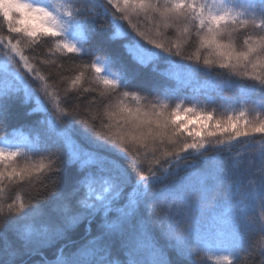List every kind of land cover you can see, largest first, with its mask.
I'll list each match as a JSON object with an SVG mask.
<instances>
[{
	"label": "snow or ice",
	"instance_id": "1",
	"mask_svg": "<svg viewBox=\"0 0 264 264\" xmlns=\"http://www.w3.org/2000/svg\"><path fill=\"white\" fill-rule=\"evenodd\" d=\"M43 45L92 62L49 83ZM0 53V264H264V0H0ZM161 62L227 79L180 96L139 71Z\"/></svg>",
	"mask_w": 264,
	"mask_h": 264
},
{
	"label": "trees",
	"instance_id": "2",
	"mask_svg": "<svg viewBox=\"0 0 264 264\" xmlns=\"http://www.w3.org/2000/svg\"><path fill=\"white\" fill-rule=\"evenodd\" d=\"M53 3H65L66 0H52ZM105 23L104 21H99L96 25H91L95 29L90 44L92 46H95L98 49L97 55L103 56L104 53H110L113 56H124V49L121 46L120 40L122 38H115V40L110 39V37L113 35L112 32L108 27H103L101 28L99 25ZM54 43V42H50ZM85 47H88V45H85ZM38 53H40V59H48L55 61V65H53L52 68V77L49 80V83L52 82V80H60L61 77H63L65 80H70L71 78H74L77 74H79V70L82 64L84 63H91L92 58L87 57V56H81L80 54L76 53H56V54H50L48 50V45H43L40 49L37 50ZM27 55L31 56L32 53L26 52ZM2 55V53H0ZM58 66V67H57ZM41 67H43L41 65ZM142 74L147 75L152 81H161L162 78H167L164 79L163 82H165L169 87L177 89V93L180 96L183 95H202V94H210V95H217L221 91V84L220 81H223L227 79L226 75H217L215 79L213 80L212 78L204 75V74H199L196 76H189L186 74L182 69L179 68H173L163 62L159 63L155 67V71H152L151 69H140L139 70ZM59 72L60 76H56L55 73ZM173 72H179V77L176 79L168 78L171 73ZM45 76L49 75V72L47 69L43 71ZM88 73L85 71V77L87 78ZM66 87V84L61 83L60 88L63 89ZM85 87H88V84H85ZM52 92L56 91V88H50L49 89ZM224 95H228L229 93L224 92ZM42 99H44L42 97ZM45 103H47V100H44ZM50 106V105H49ZM35 108L36 111L33 112L32 115H25L30 109ZM215 109L216 113L222 114L223 109L219 107L218 105H209L208 110ZM45 118V113H43L40 110L39 105H37L35 99L31 100L29 104L27 105H21L18 108V114L14 113L13 116L11 117V123L14 127L20 129L22 126V132L23 134H27V126L28 125H34L36 121L42 120ZM46 126H42L40 128L41 134H44ZM21 133H18V135ZM51 135H54V133H49ZM259 138V137H258ZM33 160H38L40 159V156H34L32 158ZM24 161H21L23 163ZM72 169H68L65 173L66 179L70 182L71 181V174H72ZM20 182H17V185ZM17 185H11L9 186L10 190L11 188H16V191L19 192L22 196H24L25 199H27V196L25 195L28 191H30V188L27 185H24L23 187H17ZM42 204L44 203L43 201L41 202ZM83 234V230L78 229L77 230V235L76 238L78 239L80 235ZM7 238L9 242H16V236L14 232L8 231L7 232ZM255 241L264 243V238L261 236L257 235L255 238ZM64 241H59L57 242L53 247L51 248H45L43 249V254L44 257L47 259L51 260L54 257V253L56 249L59 247L61 243ZM4 246V241L0 239V250L3 249ZM42 257L40 255L33 256L31 258L30 264H39L41 261Z\"/></svg>",
	"mask_w": 264,
	"mask_h": 264
}]
</instances>
